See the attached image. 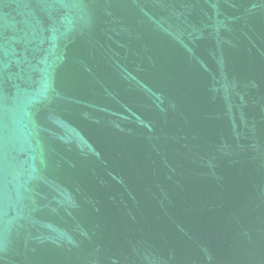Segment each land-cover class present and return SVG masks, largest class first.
<instances>
[{"label": "water", "instance_id": "obj_1", "mask_svg": "<svg viewBox=\"0 0 264 264\" xmlns=\"http://www.w3.org/2000/svg\"><path fill=\"white\" fill-rule=\"evenodd\" d=\"M0 264H264V0H0Z\"/></svg>", "mask_w": 264, "mask_h": 264}]
</instances>
